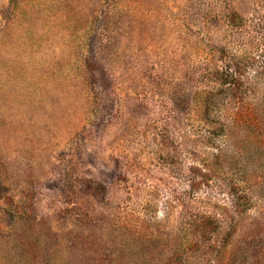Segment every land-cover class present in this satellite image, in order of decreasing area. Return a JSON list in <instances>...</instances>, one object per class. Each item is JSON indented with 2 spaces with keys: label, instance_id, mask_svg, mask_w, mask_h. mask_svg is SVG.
<instances>
[{
  "label": "rangeland",
  "instance_id": "1",
  "mask_svg": "<svg viewBox=\"0 0 264 264\" xmlns=\"http://www.w3.org/2000/svg\"><path fill=\"white\" fill-rule=\"evenodd\" d=\"M0 264H264V0H0Z\"/></svg>",
  "mask_w": 264,
  "mask_h": 264
}]
</instances>
